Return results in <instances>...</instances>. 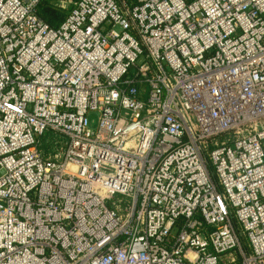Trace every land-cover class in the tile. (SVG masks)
Listing matches in <instances>:
<instances>
[{
    "label": "built area",
    "instance_id": "2783aa9c",
    "mask_svg": "<svg viewBox=\"0 0 264 264\" xmlns=\"http://www.w3.org/2000/svg\"><path fill=\"white\" fill-rule=\"evenodd\" d=\"M69 1L0 0V264H264V0Z\"/></svg>",
    "mask_w": 264,
    "mask_h": 264
},
{
    "label": "trees",
    "instance_id": "16d2710c",
    "mask_svg": "<svg viewBox=\"0 0 264 264\" xmlns=\"http://www.w3.org/2000/svg\"><path fill=\"white\" fill-rule=\"evenodd\" d=\"M76 1V0H74ZM71 7L64 8L54 3V0H41L39 6V15L49 25L57 27L61 25L68 17ZM51 135V134H50Z\"/></svg>",
    "mask_w": 264,
    "mask_h": 264
},
{
    "label": "rangeland",
    "instance_id": "374dc122",
    "mask_svg": "<svg viewBox=\"0 0 264 264\" xmlns=\"http://www.w3.org/2000/svg\"><path fill=\"white\" fill-rule=\"evenodd\" d=\"M74 1V0H71ZM54 3L56 5H59L61 7H65V8H69L72 6V2H70L69 0H54ZM91 121H92V125L96 126L97 124V120H98V115L97 114H92L90 115Z\"/></svg>",
    "mask_w": 264,
    "mask_h": 264
}]
</instances>
